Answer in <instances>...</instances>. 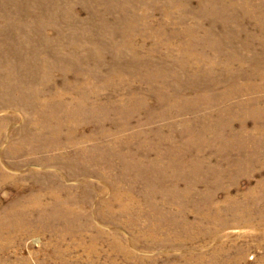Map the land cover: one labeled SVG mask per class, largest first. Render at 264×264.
Here are the masks:
<instances>
[{
  "label": "rangeland",
  "instance_id": "rangeland-1",
  "mask_svg": "<svg viewBox=\"0 0 264 264\" xmlns=\"http://www.w3.org/2000/svg\"><path fill=\"white\" fill-rule=\"evenodd\" d=\"M0 231L28 264H264V0H0Z\"/></svg>",
  "mask_w": 264,
  "mask_h": 264
},
{
  "label": "bare ground",
  "instance_id": "bare-ground-1",
  "mask_svg": "<svg viewBox=\"0 0 264 264\" xmlns=\"http://www.w3.org/2000/svg\"><path fill=\"white\" fill-rule=\"evenodd\" d=\"M9 89V88H8ZM7 89V90H8ZM9 91L11 92V90L9 89ZM24 147V146H23ZM50 196V195H49ZM48 196V197H49ZM50 198V197H49ZM50 200H51V202L50 203H52L51 204V206L52 207H57V208H64V207H66V206H68V202H69V199H65V198H62L59 194H53L52 196H51V198H50ZM31 202H33V203H43V201H42V199H41V197H39V196H37L36 198L35 197H33L32 198V201ZM14 207V206H13ZM12 207V208H13ZM61 210V209H60ZM12 211V210H11ZM16 211V210H15ZM14 211V212H15ZM22 211V210H21ZM20 211V212H21ZM54 211H56V210H54ZM69 212V211H68ZM57 215H58V213H57V211L55 212ZM18 214V213H17ZM21 214V213H20ZM55 214V215H56ZM14 215V214H13ZM23 215H24V213H23ZM18 216V215H17ZM20 216V215H19ZM5 217V216H4ZM10 217V216H9ZM8 218V217H7ZM11 218V217H10ZM21 218V217H20ZM28 218V217H27ZM59 218V217H58ZM3 219V218H2ZM1 219V220H2ZM15 219V218H14ZM25 219V218H24ZM8 220H10V219H8ZM18 221V220H17ZM6 222V221H5ZM19 222V221H18ZM12 223V222H11ZM14 223V222H13ZM9 224V223H8ZM4 225H5V223H4ZM13 225V224H12ZM17 225H18V223H17ZM8 226H11V225H8ZM19 226H21V225H19ZM5 227V226H4ZM11 228H12V226H11ZM8 229V228H7ZM25 229V228H24ZM16 230H17V228H16ZM29 230V229H28ZM24 231V230H23ZM0 233H1V231H0ZM8 233V235H9V232H7ZM2 234V233H1ZM2 236H3V234H2ZM97 237V236H96ZM5 238V237H4ZM6 238H8V237H6ZM15 239V238H14ZM93 239V238H92ZM98 239V238H97ZM11 240H13V239H11ZM4 241V240H3ZM5 241H6V239H5ZM14 241V240H13ZM91 241V240H90ZM93 241V240H92ZM10 242V241H9ZM11 243V242H10ZM18 243V242H17ZM93 243V242H92ZM8 244V243H7ZM135 244V243H134ZM12 245V244H11ZM15 245V244H14ZM93 245V244H92ZM121 245V244H120ZM133 246V245H132ZM2 247V246H1ZM91 247V246H90ZM89 247V248H90ZM93 248H94V246H93ZM124 248V247H123ZM122 248V249H123ZM3 249H5V247L3 248ZM2 249V250H3ZM91 249V248H90ZM95 249V248H94ZM121 249V250H122ZM126 249V248H125ZM114 250V249H113ZM120 250V249H119ZM4 251V250H3ZM92 251H93V249H92ZM129 251V250H128ZM131 251V250H130ZM96 252V251H95ZM123 252V251H122ZM94 253V252H93ZM100 253V252H99ZM92 254V253H91ZM123 254H125L124 252H123ZM131 254H132V252H131ZM1 255V254H0ZM14 255V254H13ZM8 256V255H7ZM61 256V255H60ZM64 256V255H63ZM125 256V255H124ZM3 257V256H2ZM1 256H0V264H28V262H27V260L25 259V258H18V262L17 261H13V260H10L9 259V257H6V258H2ZM14 257H16V254H15V256ZM62 257V256H61ZM15 259H17V257L15 258ZM14 259V260H15ZM15 262H17V263H15ZM66 262V261H65ZM66 264H67V262H66ZM91 264V263H90ZM92 264H94V263H92Z\"/></svg>",
  "mask_w": 264,
  "mask_h": 264
}]
</instances>
